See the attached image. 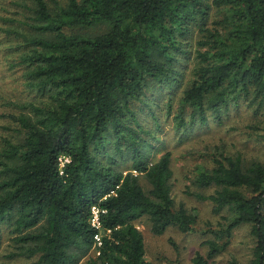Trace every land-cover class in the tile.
Instances as JSON below:
<instances>
[{
	"label": "trees",
	"instance_id": "16d2710c",
	"mask_svg": "<svg viewBox=\"0 0 264 264\" xmlns=\"http://www.w3.org/2000/svg\"><path fill=\"white\" fill-rule=\"evenodd\" d=\"M29 2L35 33L20 62L28 86L46 99L19 105L28 113L10 115L17 137L0 139V248L6 232L10 257L33 260L24 264H80L92 248L96 255L84 264H151L136 221L145 217L153 234L169 226L185 233L197 213L174 203L170 152L152 162L144 154L138 114L150 108L146 92L177 82L176 64L189 52L181 39L196 28L176 128L185 109L189 124H206L207 112L221 123L230 101L264 108V0ZM213 7L221 15L208 25ZM103 22L102 32L74 31ZM61 155L70 160L60 169ZM127 161L124 172L119 165ZM212 161L211 169H195L193 184L215 190L195 196L230 214L191 264H210L242 224L255 239L247 264H264V162L223 153ZM93 204L104 211L99 246L89 222Z\"/></svg>",
	"mask_w": 264,
	"mask_h": 264
},
{
	"label": "rangeland",
	"instance_id": "374dc122",
	"mask_svg": "<svg viewBox=\"0 0 264 264\" xmlns=\"http://www.w3.org/2000/svg\"><path fill=\"white\" fill-rule=\"evenodd\" d=\"M50 5L65 0H46ZM29 0H0V139L2 137H17L18 125L10 119V115L28 113V109H21L24 103H39L46 99L40 96L36 89L28 86L26 65L20 59L28 53L31 45L26 40L34 36L33 23ZM221 12L214 7L208 18V25L217 19ZM108 28L105 22L82 29H74L83 34H94ZM15 30L19 36L9 31ZM198 30L192 28L191 34L181 39L184 47L188 45L189 52L182 54L176 64L179 73L177 82L171 87L154 84L146 92L150 108L138 114V119L146 133L144 154L149 161H155L162 153L171 154V195L176 206L182 204L190 211L197 213V221L189 232H180L169 226L161 234H153L150 222L145 218L136 221L137 228L143 234L146 258L151 264H191L196 252L205 255L207 246L203 241L214 238L210 230L219 229L224 223L222 216L229 213L212 211L209 200L200 199L196 193L212 194L215 187L198 188L193 184V177L197 167L211 169L215 154L223 153L228 156H238L243 163L252 161L264 162V108L258 111L249 106L243 99L230 101L228 109L222 113L221 123H217L210 112H207L206 124L197 122L189 124V109L183 112V123L176 128L175 112L179 110V97L190 78V70L194 63V51L197 48ZM186 67V68H185ZM171 98V99H169ZM170 103V111L166 112L165 105ZM19 132V131H18ZM18 133V137L20 136ZM130 167V161L120 164L124 172ZM135 173V171H133ZM136 174V173H135ZM139 182L145 190L149 188L143 176ZM250 224H242L231 231L225 248L210 260V264H247L252 256L255 239L252 236ZM3 234L0 248V264H24L31 260L20 257H10L12 250ZM221 240L220 242H222ZM95 249H90L80 264H84L88 256H95Z\"/></svg>",
	"mask_w": 264,
	"mask_h": 264
},
{
	"label": "built area",
	"instance_id": "2783aa9c",
	"mask_svg": "<svg viewBox=\"0 0 264 264\" xmlns=\"http://www.w3.org/2000/svg\"><path fill=\"white\" fill-rule=\"evenodd\" d=\"M58 160H59V167L61 169L65 163L69 162L70 159L68 156L61 155V156H59ZM101 212H104V211L101 210L98 207V205H96V204L91 205L89 222H90V225L92 227H94L95 229L98 230V233H96L94 235V240H95L97 246H99L101 244V238H100V234H101L100 214H101Z\"/></svg>",
	"mask_w": 264,
	"mask_h": 264
}]
</instances>
